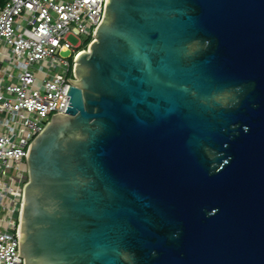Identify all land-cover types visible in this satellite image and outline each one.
<instances>
[{
	"label": "water",
	"instance_id": "water-1",
	"mask_svg": "<svg viewBox=\"0 0 264 264\" xmlns=\"http://www.w3.org/2000/svg\"><path fill=\"white\" fill-rule=\"evenodd\" d=\"M74 69L22 264H264V0H102Z\"/></svg>",
	"mask_w": 264,
	"mask_h": 264
},
{
	"label": "built area",
	"instance_id": "built-area-1",
	"mask_svg": "<svg viewBox=\"0 0 264 264\" xmlns=\"http://www.w3.org/2000/svg\"><path fill=\"white\" fill-rule=\"evenodd\" d=\"M102 0L0 4V264H22L16 239L27 150L54 111L66 114L76 55L94 38ZM89 34L84 46L67 35ZM68 56L71 57V61ZM48 66L44 69L41 61ZM43 70L41 77L34 70Z\"/></svg>",
	"mask_w": 264,
	"mask_h": 264
},
{
	"label": "rangeland",
	"instance_id": "rangeland-1",
	"mask_svg": "<svg viewBox=\"0 0 264 264\" xmlns=\"http://www.w3.org/2000/svg\"><path fill=\"white\" fill-rule=\"evenodd\" d=\"M89 38H90L89 34H86V33H80L77 35H72V34L67 35V40L69 42H71L72 44H76L77 42H80L81 43L80 46H84L86 43V40ZM68 58L71 61V57L68 56ZM40 63L42 64L44 69L48 66V64L45 60L41 61ZM43 72H44L43 70H39V69L34 70L35 76H38V77H41L43 75ZM20 165L24 166V170H26V164L25 163H22ZM23 175H24V177H27V170L24 171Z\"/></svg>",
	"mask_w": 264,
	"mask_h": 264
},
{
	"label": "trees",
	"instance_id": "trees-1",
	"mask_svg": "<svg viewBox=\"0 0 264 264\" xmlns=\"http://www.w3.org/2000/svg\"><path fill=\"white\" fill-rule=\"evenodd\" d=\"M4 0H0V4L3 2Z\"/></svg>",
	"mask_w": 264,
	"mask_h": 264
}]
</instances>
